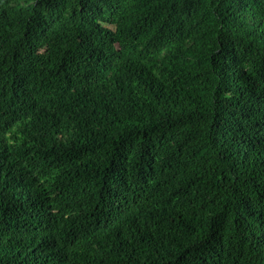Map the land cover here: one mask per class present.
I'll return each mask as SVG.
<instances>
[{"label":"trees","instance_id":"16d2710c","mask_svg":"<svg viewBox=\"0 0 264 264\" xmlns=\"http://www.w3.org/2000/svg\"><path fill=\"white\" fill-rule=\"evenodd\" d=\"M0 264H264V0H0Z\"/></svg>","mask_w":264,"mask_h":264}]
</instances>
